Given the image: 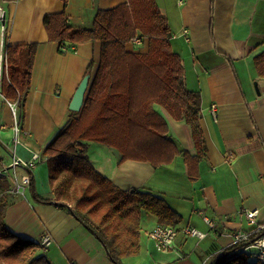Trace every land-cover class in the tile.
Returning a JSON list of instances; mask_svg holds the SVG:
<instances>
[{"label":"crops","instance_id":"crops-1","mask_svg":"<svg viewBox=\"0 0 264 264\" xmlns=\"http://www.w3.org/2000/svg\"><path fill=\"white\" fill-rule=\"evenodd\" d=\"M127 1L69 0L66 13L72 26L91 28L99 9ZM156 1L172 28V47L182 57L186 85L201 95L207 151L199 163L200 175L190 179L184 159L186 151L197 154L191 127L160 105L156 109L168 121L169 136L180 151L173 162L156 167L149 161L122 160L119 149L95 141H85L86 153L94 168L121 189L147 190L182 216L173 247L163 252L149 235L161 222L143 209L141 251L125 257V264L209 263L233 243V235L253 229L245 210L257 209L258 222L264 223V77L258 75L254 62L264 51V0ZM0 6L7 24L4 42L0 36L2 54L5 42L39 43L18 143L9 142L15 136L13 121L2 122L0 115V171L5 169L12 184L6 225L19 237L36 241L37 255H45L51 264H116L102 242L55 203L48 157L43 153L72 116L71 101L92 60L96 69L100 42L60 44L49 39L44 17L64 10L62 0H1ZM128 47L144 52L148 43L137 38ZM0 97V105L3 102L11 115L12 102L1 92ZM35 153L43 160L31 168L28 162ZM15 156L20 163L14 167ZM14 169L18 180L12 176ZM25 175H30L37 193L52 202L35 200L31 183L18 192L16 182ZM205 215L217 228L205 221ZM187 225L208 234L204 239L189 236L183 231ZM46 235L51 238L49 245L44 243Z\"/></svg>","mask_w":264,"mask_h":264},{"label":"trees","instance_id":"trees-1","mask_svg":"<svg viewBox=\"0 0 264 264\" xmlns=\"http://www.w3.org/2000/svg\"><path fill=\"white\" fill-rule=\"evenodd\" d=\"M64 10L48 13L44 26L51 41L100 42V58L91 61L87 73L90 81L81 111L72 116L43 153L48 157L50 181L55 203L72 213L104 245L109 258L125 264L127 256L141 251V211L156 215L161 223L176 226L182 216L168 202L147 190L121 189L97 171L86 153L85 141H95L120 150L122 160L136 159L164 166L180 153L169 136V124L157 109L160 105L176 120L192 129L197 149L195 156L184 152L189 177H199V163L207 151L201 125V95L186 85L182 57L173 47V31L156 0H128L113 8L99 9L91 28L70 24ZM146 39L147 50L128 47L134 39ZM38 42L4 43L0 92L16 104L20 123L25 119V103L32 87V73ZM260 77H264V51L254 58ZM12 188L7 174H0V264H51L45 255H37L39 244L19 237L6 225L9 206L7 193ZM33 198L41 197L31 182ZM239 241L220 250L210 264H264L249 251L238 250L261 236Z\"/></svg>","mask_w":264,"mask_h":264},{"label":"built area","instance_id":"built-area-1","mask_svg":"<svg viewBox=\"0 0 264 264\" xmlns=\"http://www.w3.org/2000/svg\"><path fill=\"white\" fill-rule=\"evenodd\" d=\"M136 40V39H134ZM133 40V41H134ZM13 113V129H14V142L15 144L19 142V136L23 132L20 118H18L17 110L14 107V103H10ZM16 155V152L14 153ZM19 159V158H18ZM43 160L41 154L35 153L32 157V160L28 162V165L31 168H35L38 163ZM20 163V160H17V157L14 158V167ZM2 173L7 174L5 170H1ZM9 175V174H8ZM14 175V176H13ZM12 176L18 180L17 173L14 169ZM31 183V177L30 175L23 176L22 180H19L16 182V190L23 191L26 186H28ZM246 217L248 219V222L250 225L253 226V229L244 232V233H236L233 235V243L239 242V241H247L250 240L253 233L264 230V223L258 222L257 216H258V210H245ZM204 219L207 223L210 224L212 228H217V223L213 221L209 216L205 215ZM179 228L174 225L164 224L160 223L155 225L151 231L149 232L150 237L152 238L155 247L159 251H167L170 248L173 247L174 242L177 238V235L179 233ZM183 231L192 237H197L198 239H204L207 236V232H204L200 229H198L195 226L187 225L183 228ZM51 242L50 236L46 235L44 237V243L45 245H49ZM249 251L252 253V258L255 260H258L260 262L264 263V233L257 237L256 239L252 240L248 245L238 250L239 253H243ZM207 263V260L204 261V264Z\"/></svg>","mask_w":264,"mask_h":264},{"label":"water","instance_id":"water-1","mask_svg":"<svg viewBox=\"0 0 264 264\" xmlns=\"http://www.w3.org/2000/svg\"><path fill=\"white\" fill-rule=\"evenodd\" d=\"M0 22L1 24H6V12L2 6H0ZM90 74L87 73L79 84L73 99L70 104V108L73 111H81L85 102L87 90L90 84Z\"/></svg>","mask_w":264,"mask_h":264},{"label":"rangeland","instance_id":"rangeland-1","mask_svg":"<svg viewBox=\"0 0 264 264\" xmlns=\"http://www.w3.org/2000/svg\"><path fill=\"white\" fill-rule=\"evenodd\" d=\"M0 5H1V0H0ZM6 33H7V24L3 25V24H1V22H0V36H1V42H2V41L4 42V37H5ZM142 44H143V43H138L137 45L142 46ZM3 45H4V43L2 44V46H3ZM4 55H5V54H4ZM1 59H3V54H2V52H0V63H1ZM1 66H2V69H3V62H2V64H1ZM4 66L7 67V62L5 61V58H4ZM1 98H2V97H0V99H1ZM10 107H11V105H10ZM14 107H15L16 110H17V115H18V118H19V117H20V111H19V109L17 108V105H16V104H14ZM0 108H2V109L0 110L1 121H2V122H5V123H10L11 121H13L12 108H11V115H9L8 113H6V112L4 111V109H3V102H1ZM12 141H14V138L11 136V139H10L9 142L11 143ZM0 169H1V168H0ZM2 170H5V169L3 168ZM0 174H3V173L0 171ZM213 260H214V259L210 260V262H209V263L207 262V264H210L211 261H213ZM203 264H204V263H203Z\"/></svg>","mask_w":264,"mask_h":264},{"label":"bare ground","instance_id":"bare-ground-1","mask_svg":"<svg viewBox=\"0 0 264 264\" xmlns=\"http://www.w3.org/2000/svg\"><path fill=\"white\" fill-rule=\"evenodd\" d=\"M3 59H4V54H3ZM2 62H3V66H4V60L1 59V63ZM1 63H0V65H1ZM1 69H2V67H1Z\"/></svg>","mask_w":264,"mask_h":264}]
</instances>
